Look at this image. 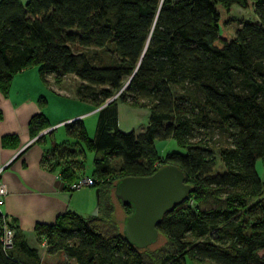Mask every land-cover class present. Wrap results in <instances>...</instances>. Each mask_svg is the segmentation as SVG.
<instances>
[{
    "label": "trees",
    "instance_id": "1",
    "mask_svg": "<svg viewBox=\"0 0 264 264\" xmlns=\"http://www.w3.org/2000/svg\"><path fill=\"white\" fill-rule=\"evenodd\" d=\"M233 5L251 8L256 18L234 16ZM91 46L102 48L108 62L75 50ZM33 65L44 81L46 74L60 80L74 73L82 81L77 97L100 106L93 138L81 118L64 123L68 135L98 153V211L68 210L53 222H36V239H45L48 251L62 249L78 264H185L186 257L199 264H264L258 168L264 163V0H0V91L7 93L13 75ZM44 101L39 98L41 106ZM119 103L147 107L145 126L121 130ZM30 125L35 133L47 126L42 111ZM215 132L224 140L225 170L217 173L209 141L222 140ZM170 137L186 151L158 154L156 139ZM52 144L51 154L78 152ZM51 160L68 185L79 177L81 157ZM168 162L184 171L191 192L157 224L164 244L138 247L122 231L131 205L118 202L126 210L121 226L111 216V189L122 176L147 175ZM11 224L13 245L4 250L0 243V264H38L36 250Z\"/></svg>",
    "mask_w": 264,
    "mask_h": 264
},
{
    "label": "crops",
    "instance_id": "2",
    "mask_svg": "<svg viewBox=\"0 0 264 264\" xmlns=\"http://www.w3.org/2000/svg\"><path fill=\"white\" fill-rule=\"evenodd\" d=\"M39 76L36 69H22L13 75L7 93L0 91V178L8 187L0 209L10 216L15 226L22 232L28 247L36 250V256L33 257L20 249L14 252L27 261L32 260L33 257L38 264H46V260L57 258L58 250L50 252L47 246L42 248L39 246L34 224L53 222L68 210L85 216L96 214L99 190L96 184L69 188L68 182L61 177L59 169L49 167L46 155L50 154V147H46V132L40 135L39 133L45 129L50 131L49 128L63 121L78 118L92 111L96 113L99 107L87 103L86 106H91L87 112H71L61 118L55 114L50 116L48 109L39 103L38 96L44 92L40 86ZM75 78L80 85L82 81L78 77ZM45 79L48 81V78ZM60 79L64 81V77ZM56 102L60 104L58 107L60 112H64L68 103H63L59 99ZM40 111L47 119V126L35 133L32 132L30 120ZM148 114L147 107L131 105L125 107L119 103L118 126L124 131L131 129L139 131L147 123ZM96 155L98 153L94 152V157ZM77 175L80 176L82 173L79 171ZM262 178L264 179V173Z\"/></svg>",
    "mask_w": 264,
    "mask_h": 264
},
{
    "label": "rangeland",
    "instance_id": "3",
    "mask_svg": "<svg viewBox=\"0 0 264 264\" xmlns=\"http://www.w3.org/2000/svg\"><path fill=\"white\" fill-rule=\"evenodd\" d=\"M232 13L236 17L240 18H249V19H255L256 16L251 8H244L239 5H233L231 9ZM84 50L87 52V54L90 56V58L95 61L96 63H105L108 62L106 57L102 54V48H97V47H84V48H75V50ZM29 68L36 69L39 73V66L38 65H33ZM40 75V74H39ZM40 77V86L42 89H44L43 93H40L38 98L44 97L45 101L44 106L48 111L50 112V116H53L52 114H55V116H67V114H70L71 112H77V113H84L87 112L91 106H86L87 103L91 104L94 106L95 104L90 101V100H83L77 97L76 92L79 90V83H77L76 78L77 77L74 73H69L65 76H60V78L64 77V81H55V74H46V78H48L44 81L41 76ZM76 81V82H75ZM61 82V83H60ZM59 83V84H58ZM47 92H46V91ZM81 90V89H80ZM80 92V91H79ZM87 92V91H86ZM44 94V95H43ZM59 99V101H62L63 103H68L66 106V109L64 112H60L58 109L59 107V102H56ZM61 99V100H60ZM43 101V99H41ZM108 100V99H107ZM127 107V103L121 104ZM76 113V114H77ZM98 117V112L95 113V111L83 114L82 116H79L78 118H81L83 121V124L85 126V129L87 131V135L90 138H93L95 134V127H96V121ZM70 121V120H68ZM65 121V122H68ZM143 128V127H142ZM215 136L220 138L222 141H209L213 145V150L215 154V165L214 168L212 169L213 173L217 172H222L225 170V165L221 159L220 156V149L221 145H223L224 140L222 136L218 134V132H215ZM45 140H46V147L52 146L54 143L55 145H66L67 147H72L75 150L78 151V158H82L83 165L81 167V173L83 175H88L93 177V170H94V164H93V158H94V151L88 150L85 148V145L82 141L79 139L68 135L64 126V122L60 123L58 125H55L50 131H46L45 134ZM209 140V138H208ZM155 146L157 149L158 154H164L167 151H172V150H178L181 152H185L186 148L183 146H180L176 143V140L174 138H166V139H156L155 141ZM72 151H69L68 149L61 150V153L58 154H48L46 155V160L49 161V158H53L50 162H55V159L59 160H64V158L68 160L75 159L76 158V151L74 153H71ZM75 157V158H74ZM119 161V159H118ZM117 160H113V164L117 165L118 164ZM258 162H261V159H258ZM259 165V164H258ZM259 171H260V176L262 177V174L264 173V163L261 162V164L258 166ZM96 187L98 190L102 187L101 184H96ZM111 201L113 202V210L111 212V216L115 221L118 222V224L121 226V221L123 218V215L125 214V208H123L122 205H120L116 199V197L113 194V191L111 189ZM192 202V200H190ZM70 243L74 242V239H70ZM165 242V236L162 233H158V237L155 242H153L150 247L155 248V247H160L164 244ZM41 248L46 247V245H39ZM46 264H76L75 259L70 258L69 256L66 255L64 250H58L57 253V258H50L45 261ZM204 264H215L213 261H204ZM78 264V263H77ZM185 264H199L198 261L195 259H192L190 257L185 258Z\"/></svg>",
    "mask_w": 264,
    "mask_h": 264
},
{
    "label": "water",
    "instance_id": "4",
    "mask_svg": "<svg viewBox=\"0 0 264 264\" xmlns=\"http://www.w3.org/2000/svg\"><path fill=\"white\" fill-rule=\"evenodd\" d=\"M42 133L44 131L39 135ZM191 189V185L185 181L184 171L169 162L147 175L119 178L115 182L114 195L120 204L131 205L130 213L124 216L122 222L125 237L138 247L151 245L158 237L157 224L164 214L175 203L187 198Z\"/></svg>",
    "mask_w": 264,
    "mask_h": 264
},
{
    "label": "built area",
    "instance_id": "5",
    "mask_svg": "<svg viewBox=\"0 0 264 264\" xmlns=\"http://www.w3.org/2000/svg\"><path fill=\"white\" fill-rule=\"evenodd\" d=\"M68 121V120H67ZM65 122V121H63ZM54 126H52L51 128H53ZM50 128V129H51ZM44 132L48 131V129L43 130ZM1 170V168H0ZM97 179L93 178L91 176L88 175H80L78 178H76V180L72 181L69 184V188L74 189V188H79L81 186H85V185H92ZM8 191V187H7V183L0 178V207L4 202V198L7 194ZM0 243L1 246L4 250L9 249L12 245H13V238H14V233H15V229L13 227V225L11 224V218L10 216L4 212L3 210L0 209ZM41 245H47L46 240L43 239L40 242Z\"/></svg>",
    "mask_w": 264,
    "mask_h": 264
}]
</instances>
